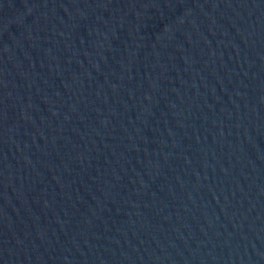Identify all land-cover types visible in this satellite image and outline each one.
<instances>
[{"label": "water", "instance_id": "water-1", "mask_svg": "<svg viewBox=\"0 0 264 264\" xmlns=\"http://www.w3.org/2000/svg\"><path fill=\"white\" fill-rule=\"evenodd\" d=\"M0 264H264V0H0Z\"/></svg>", "mask_w": 264, "mask_h": 264}]
</instances>
